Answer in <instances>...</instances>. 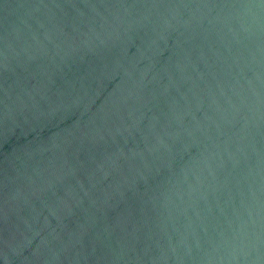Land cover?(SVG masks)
I'll use <instances>...</instances> for the list:
<instances>
[{
	"label": "water",
	"instance_id": "obj_1",
	"mask_svg": "<svg viewBox=\"0 0 264 264\" xmlns=\"http://www.w3.org/2000/svg\"><path fill=\"white\" fill-rule=\"evenodd\" d=\"M0 264H264V0H0Z\"/></svg>",
	"mask_w": 264,
	"mask_h": 264
}]
</instances>
